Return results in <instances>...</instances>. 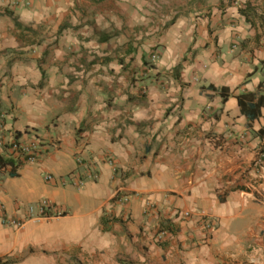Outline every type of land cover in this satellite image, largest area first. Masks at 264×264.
I'll return each mask as SVG.
<instances>
[{
	"label": "crops",
	"instance_id": "0c3cea01",
	"mask_svg": "<svg viewBox=\"0 0 264 264\" xmlns=\"http://www.w3.org/2000/svg\"><path fill=\"white\" fill-rule=\"evenodd\" d=\"M263 18L264 0H0V153L45 148L0 172L24 221L0 215V260L264 264V104L251 120L237 98L264 95ZM61 22L40 89L21 32ZM43 199L62 215L31 213Z\"/></svg>",
	"mask_w": 264,
	"mask_h": 264
},
{
	"label": "built area",
	"instance_id": "2783aa9c",
	"mask_svg": "<svg viewBox=\"0 0 264 264\" xmlns=\"http://www.w3.org/2000/svg\"><path fill=\"white\" fill-rule=\"evenodd\" d=\"M65 1H70V0H65ZM156 55L152 56V61H155ZM6 147L9 149L10 154L12 157L16 159L22 158L24 161L31 163V164H36L40 161L41 156L43 151L45 150L44 145L40 143L38 139H31L28 141H21V140H14L9 143H5ZM110 164H114L113 160H109ZM45 179L46 180H52L53 175L50 173L45 174ZM99 177V174L97 171L92 170V168H89V178L91 179H97ZM85 178L80 177L77 180V184L82 186L85 183ZM255 199L264 202V195L262 194H257L255 195ZM150 204V203H149ZM148 204V205H149ZM37 212V217L39 219H50L52 217H59L62 215L63 211H60L59 209H56L55 206H53V203L48 200V199H43L38 205H31L30 206V211L31 213ZM4 211V206L0 205V215L2 216L1 220L4 224H8L17 228L22 227L24 224V221L21 220H16V219H9L5 218L2 214ZM184 216H190L189 211H184L182 213ZM201 216V222L204 228L206 229H212L214 226V219L211 216H208L207 214L200 213Z\"/></svg>",
	"mask_w": 264,
	"mask_h": 264
},
{
	"label": "rangeland",
	"instance_id": "374dc122",
	"mask_svg": "<svg viewBox=\"0 0 264 264\" xmlns=\"http://www.w3.org/2000/svg\"><path fill=\"white\" fill-rule=\"evenodd\" d=\"M41 1H51V0H41ZM65 1V0H64ZM54 26V30H48V26L45 24H43L41 27L37 28L36 31H33L32 29H29L28 27H24L21 34H22V38L23 40H30L32 41L35 45H37V52L41 55V57L39 58L38 62H40V59H42L43 64L38 66V77H39V81H38V88H42V86L45 84L46 81V67H47V60L49 58V54L51 53L50 50L46 48L45 51H42V47L41 44L43 42H45L47 39L49 40H58L60 39V36L62 38V22L59 24V28H57ZM54 50V48H53ZM36 50L34 48L31 49V51H29V49H25L22 51L23 55H26V58L28 59L29 55H33V53H35ZM50 52V53H49ZM47 58V59H46ZM8 157H12V155L10 153H7ZM0 264H8L7 261H1L0 260Z\"/></svg>",
	"mask_w": 264,
	"mask_h": 264
},
{
	"label": "trees",
	"instance_id": "16d2710c",
	"mask_svg": "<svg viewBox=\"0 0 264 264\" xmlns=\"http://www.w3.org/2000/svg\"><path fill=\"white\" fill-rule=\"evenodd\" d=\"M237 98L240 106L242 107V112L246 114L249 119L253 120L259 115L258 108L264 104V95L259 96L255 102H251L249 105H246L241 95H238ZM17 166L18 163L15 162L12 157H8L0 153V172H8L11 176H15Z\"/></svg>",
	"mask_w": 264,
	"mask_h": 264
}]
</instances>
